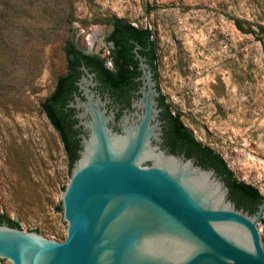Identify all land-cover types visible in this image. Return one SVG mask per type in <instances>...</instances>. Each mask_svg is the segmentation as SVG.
I'll return each mask as SVG.
<instances>
[{
    "label": "rangeland",
    "instance_id": "rangeland-1",
    "mask_svg": "<svg viewBox=\"0 0 264 264\" xmlns=\"http://www.w3.org/2000/svg\"><path fill=\"white\" fill-rule=\"evenodd\" d=\"M115 20L161 32L165 105L264 197V0H0V212L23 232L67 238L70 161L41 104L69 44L106 56Z\"/></svg>",
    "mask_w": 264,
    "mask_h": 264
},
{
    "label": "water",
    "instance_id": "water-1",
    "mask_svg": "<svg viewBox=\"0 0 264 264\" xmlns=\"http://www.w3.org/2000/svg\"><path fill=\"white\" fill-rule=\"evenodd\" d=\"M152 39L157 56L165 41ZM137 49L140 97L120 116L82 67L68 105L83 132L62 193L67 238L0 224V264H264V197L253 213L240 208L216 169L162 147L166 75L156 80Z\"/></svg>",
    "mask_w": 264,
    "mask_h": 264
},
{
    "label": "flooded vegetation",
    "instance_id": "flooded-vegetation-1",
    "mask_svg": "<svg viewBox=\"0 0 264 264\" xmlns=\"http://www.w3.org/2000/svg\"><path fill=\"white\" fill-rule=\"evenodd\" d=\"M124 24L127 23L124 22ZM116 30L117 29L113 22L108 34L103 39L106 44L105 46L108 49L106 56L103 57L101 54L91 53L79 48L76 45V50L78 51L80 58L77 59L72 54L68 55L67 58L66 74H68V72H73L74 84L76 88L69 93L67 86H63V91L68 95L66 98V109L72 110L71 118L75 120L74 129L77 131L75 138L79 139V146V135L83 131L82 129L76 127L78 124V120L75 118L77 110L68 107V105L75 100V95L81 96L82 94L78 86V82L84 75L88 76V73H86L82 67L84 66L88 69L89 73L94 74L93 81L97 82V86L94 89L103 98L108 95L112 99V106L115 107V109H119L118 116H120L125 109H131L133 101L140 97L138 91L142 86V82L139 80L142 75V71L140 70V59L136 53L137 47V52L142 57L146 58V61L151 65L148 57L140 52L142 48L139 44H136L135 38L127 35L120 36ZM85 55L90 56V60L88 62H86L83 58ZM72 62L75 64L76 70L74 71H72L71 68ZM151 67L155 72L156 78V71L152 65ZM114 80L118 82V87L116 89L112 88L110 84V82ZM160 97L158 100L159 107L162 108V112L160 114L163 131L162 147L167 149V151L171 154L178 156L184 155L187 159H193L196 164L204 168H214L200 159L199 156L201 151L193 143L178 134L173 122L169 117H167L166 109L161 105Z\"/></svg>",
    "mask_w": 264,
    "mask_h": 264
},
{
    "label": "trees",
    "instance_id": "trees-1",
    "mask_svg": "<svg viewBox=\"0 0 264 264\" xmlns=\"http://www.w3.org/2000/svg\"><path fill=\"white\" fill-rule=\"evenodd\" d=\"M234 22L240 31L250 32V29L245 27L246 24H248L247 22L240 19H234ZM114 24L117 29L116 31L120 34V36L127 35L129 37L135 38L136 44H139L142 48L140 52L148 57L151 65L156 71V78H158L156 64L157 56L151 30L148 28L137 29L129 24H124V22L120 20H115ZM66 54L67 58L70 54H72L77 59L80 58L79 53L76 50L75 43L69 44ZM83 58L86 62L90 60V56L87 55L83 56ZM71 68L72 71L76 70L75 64L73 62ZM110 84L114 89L118 87V82L115 80L111 81ZM63 86H67L69 93L74 88H76L74 84L73 72H68V74H65L58 79L52 94L42 102L41 109L43 113L47 115L49 121L60 135L66 150V154L70 161V167L72 168L74 161L78 158L79 139L75 138L77 131L74 129L75 120L71 118L72 110L66 109V98L68 95L63 91ZM160 100L161 105L166 109L167 117H169L173 122L178 134L193 143L201 151L199 156L200 159L204 163H208L210 166L214 167L218 174L226 181L227 185L230 187V198L236 202L238 207H243L245 210H249L251 213L255 212L258 204H260L263 199V196L260 194L259 190L253 186L237 181L225 160L211 149L204 147L195 141L193 134L183 125L180 118L172 114L169 108L165 105L163 96L160 97ZM263 220L264 216L261 219V222ZM0 224H8L11 227L21 229L20 222L11 219L1 212Z\"/></svg>",
    "mask_w": 264,
    "mask_h": 264
},
{
    "label": "bare ground",
    "instance_id": "bare-ground-1",
    "mask_svg": "<svg viewBox=\"0 0 264 264\" xmlns=\"http://www.w3.org/2000/svg\"><path fill=\"white\" fill-rule=\"evenodd\" d=\"M93 40V39H92Z\"/></svg>",
    "mask_w": 264,
    "mask_h": 264
}]
</instances>
